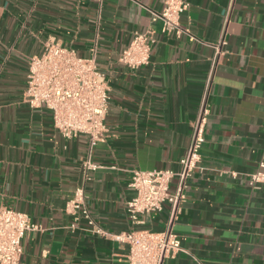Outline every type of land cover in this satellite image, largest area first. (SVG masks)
Listing matches in <instances>:
<instances>
[{
  "label": "crops",
  "instance_id": "crops-1",
  "mask_svg": "<svg viewBox=\"0 0 264 264\" xmlns=\"http://www.w3.org/2000/svg\"><path fill=\"white\" fill-rule=\"evenodd\" d=\"M164 1L0 0V206L38 226L25 232L19 264H125L127 244L114 234L164 226L166 207L131 224V170L179 168L222 36L201 160L173 225L181 250L162 264H264V186L248 184L264 163V0H186L179 21L188 33L178 38L151 20ZM135 32L153 42L149 62L130 68L118 54ZM45 40L93 55L106 76L94 170L83 166L87 137H63L48 109L25 100L28 61ZM77 187L103 233L66 212Z\"/></svg>",
  "mask_w": 264,
  "mask_h": 264
},
{
  "label": "built area",
  "instance_id": "built-area-1",
  "mask_svg": "<svg viewBox=\"0 0 264 264\" xmlns=\"http://www.w3.org/2000/svg\"><path fill=\"white\" fill-rule=\"evenodd\" d=\"M186 0H165L161 11L150 10L151 20H161L162 30L177 38L188 33L180 25V15L188 8ZM153 40L150 32L134 33L127 48L118 54V61L130 68L149 62ZM225 39L212 45L213 55L207 70L197 114L192 123L189 144L179 168L140 170L132 169L129 186L134 196L127 201L126 211L132 225L142 224V216L159 213L167 208L164 226L159 230L135 229L114 234L115 240L127 244L125 264H162L165 258L181 250L180 240L173 231L181 203L185 199L187 181L199 167L200 148L204 141V129L208 109V95L213 73L223 52ZM104 72L94 56H78L72 48L45 40L40 55L28 61V73L24 91L25 100L32 108L44 106L52 116L53 127L65 138L85 135L89 142L85 170H94L98 165L90 160L92 148L105 139V117L110 96ZM261 169L249 175L252 187L264 186V163ZM173 183V190L170 189ZM66 212L75 223L84 218L96 233H103L92 219L86 195L82 187L75 188L66 204ZM75 226V224L73 225ZM26 213L0 206V264H19L22 255L21 241L26 231L37 229Z\"/></svg>",
  "mask_w": 264,
  "mask_h": 264
}]
</instances>
